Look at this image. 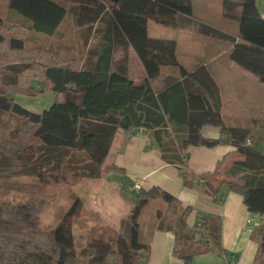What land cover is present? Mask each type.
<instances>
[{"label":"trees","instance_id":"obj_1","mask_svg":"<svg viewBox=\"0 0 264 264\" xmlns=\"http://www.w3.org/2000/svg\"><path fill=\"white\" fill-rule=\"evenodd\" d=\"M67 1L68 6L57 0H7L10 26L36 36H54L70 12L82 30L85 55L79 65L67 66L53 62L57 55L46 52L53 59L41 76L61 97L42 112L27 110L0 88V113L19 120L13 149L0 152V169L18 167L41 182H58L70 172L76 179L117 173L133 194V204L122 233L77 246L70 220L78 215L82 198L75 197L49 232L40 228L34 203H0V264H108L109 259L112 264H139L150 251L139 240V218L148 203L158 200L166 208L156 211L157 228L174 234L173 254L184 264L210 252L231 256L221 249L218 215L195 211L190 226L191 206L157 186L131 190L124 168L105 161L119 131L128 137L140 130L149 138L148 148L155 146L161 159L177 169L184 187L199 185L216 201L226 188L243 197L250 214L264 216V151L257 145L264 121L253 119L250 127L225 125L219 88L207 66L199 63L188 70L176 55L175 39L148 35V21L154 20L228 44L229 60L264 83V16L257 0H221V16L237 24L236 33L194 16L192 0ZM5 20L0 15V27ZM4 43L11 50L25 47L23 38L0 33V46ZM131 50L143 69L139 82L129 76ZM30 66L4 65L3 83L15 85ZM205 125L218 127L220 137L204 138ZM219 145L233 146L239 158L195 173L188 148ZM251 239L258 245L254 264H264V223L253 228Z\"/></svg>","mask_w":264,"mask_h":264},{"label":"rangeland","instance_id":"obj_2","mask_svg":"<svg viewBox=\"0 0 264 264\" xmlns=\"http://www.w3.org/2000/svg\"><path fill=\"white\" fill-rule=\"evenodd\" d=\"M57 1L69 5L67 0ZM104 1L109 3L113 0ZM0 15L6 19L0 27V33L6 37H21L25 44L23 50H11L6 43L0 46L2 53L0 88L27 110L42 112L55 101L56 97H61L51 92L50 85L41 76L44 66L53 59V57L49 59L46 52L50 50L56 54L53 62L60 65H79L85 55L82 30L74 24L70 12L52 37L38 33L36 34L40 36H36L19 26H10L12 23L7 21V0H0ZM217 22H224L217 25L236 33V23L234 25V22L224 19ZM182 31L160 25L154 20L148 21V33L151 37L171 39L178 33L176 35L179 42L178 58L187 68H193L200 60L210 61L208 55L213 51L221 54L217 60L226 59L228 44L190 31ZM8 63H30L31 66L28 71L17 77L15 85L9 86L3 83L5 73L2 69ZM129 76L135 82H139L143 76L142 66L132 50L129 53ZM215 76L221 86L226 87V73L221 72ZM31 86L37 91L32 90ZM18 127L19 120L15 116L0 113V152L13 149V138L18 135L16 134ZM64 175L65 178L58 182H41L34 176L22 173L18 167L6 171L2 168L0 203H34L39 207L37 212L40 228L49 232L60 222L75 197L82 198L83 203L78 215L70 220L77 246L85 245L92 238H114L125 230L128 209L131 208L134 197L123 188L122 175L102 173L100 178L96 179H76L71 172ZM161 203L160 200L151 201L142 212L139 221L147 222L151 218L157 220L156 211L160 209ZM108 264H112V259H109Z\"/></svg>","mask_w":264,"mask_h":264},{"label":"crops","instance_id":"obj_3","mask_svg":"<svg viewBox=\"0 0 264 264\" xmlns=\"http://www.w3.org/2000/svg\"><path fill=\"white\" fill-rule=\"evenodd\" d=\"M257 3L264 16V0H257ZM192 4L194 16L216 26L224 23L217 22L224 19L221 16V0H192ZM233 24L235 25V22ZM187 31L189 30L182 32ZM176 35L171 39L177 41L176 55L178 57L179 42ZM225 54L226 59L221 61L217 60L221 54L213 51L208 55L210 61L200 60L193 66L194 68L199 63L206 65L214 78L219 88L225 125L250 127L253 119L264 121V83H261L251 72L230 61L228 50ZM193 68L187 69L192 70ZM221 72L226 73V87L221 86L215 76ZM201 135L204 138L217 139L220 137V129L205 125L201 128ZM149 144L148 136L140 130L128 137L119 131L114 137L105 163L124 168L132 185L139 183L140 189L160 187L179 199L184 206H191L193 211L187 218L190 226L195 223V211L218 215L221 218L222 251L231 255L235 264H254L258 245L251 239V232L255 226L264 223V216L250 214L244 205L243 197L226 188L222 190L221 200L216 201L199 185L184 187L177 169L161 159L155 146L148 148ZM257 145L264 151V129H259ZM188 154L189 166L197 174L213 171L219 161L226 162L239 158L236 149L230 145H219L212 148L192 146L188 148ZM159 206L160 209L166 208L163 203ZM139 223V240L150 247L147 260L142 259L139 264H184L173 254L175 238L171 231L159 230L158 221L153 218L147 222L139 221ZM224 257L225 255L221 253L210 252L196 256L193 264H223Z\"/></svg>","mask_w":264,"mask_h":264},{"label":"built area","instance_id":"obj_4","mask_svg":"<svg viewBox=\"0 0 264 264\" xmlns=\"http://www.w3.org/2000/svg\"><path fill=\"white\" fill-rule=\"evenodd\" d=\"M248 143H249V141H248ZM139 189H140L139 183L133 184V186L131 188V190H139ZM223 264H235V261L231 256L225 255Z\"/></svg>","mask_w":264,"mask_h":264}]
</instances>
